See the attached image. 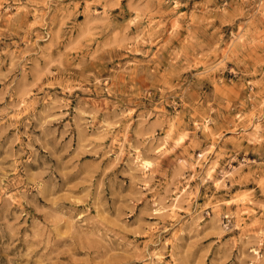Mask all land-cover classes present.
<instances>
[{
  "label": "clouds",
  "instance_id": "1",
  "mask_svg": "<svg viewBox=\"0 0 264 264\" xmlns=\"http://www.w3.org/2000/svg\"><path fill=\"white\" fill-rule=\"evenodd\" d=\"M82 2L84 18L69 23L64 0H0V16L16 8L35 14L30 23L26 16L16 17L18 22L25 21L26 46L20 49L17 45L12 67L7 73L0 71V209L4 210L0 225L8 224L11 213L16 219L10 227L16 231L19 219L31 216L30 234L26 232L24 239L33 249H42V264H62L58 249L69 257L67 264L73 255L85 264H104L113 254L117 260L130 257L139 264H163L148 245L162 255L160 245L168 242L165 237L170 232L200 240L203 235L219 238L237 230L239 234L225 243L235 240L247 250L250 264H264V194L255 195L257 187L243 182L245 169L255 168L253 175L264 190V162L248 159L251 151L261 153L259 158L264 160V0H222L216 7L204 0L203 7L195 9L196 22L181 21L186 31L196 35L188 54L178 55L177 45L167 49L166 57L161 55L165 51L161 41L173 38L170 25L182 15L178 10L186 2L105 0L102 12L93 7L99 0ZM112 9L119 12L113 15ZM72 15L79 14L72 9ZM213 20L221 22L222 39ZM257 36L259 44L253 46ZM153 44L160 50L158 56L167 60L165 71L174 76L159 99L148 87L130 86L127 97L136 102L129 103L117 89L104 87L112 73L106 79L101 69L111 65L112 72L125 76L135 67L139 76L158 89L159 71L151 67L159 62L152 59ZM217 44L215 56H206L200 67L189 69L195 57ZM125 56L127 63L120 59ZM3 63L0 60V68ZM15 68H28L19 98L14 87L17 81L9 82ZM70 71L78 72L81 79L70 77ZM212 81L220 88L227 84L246 90L232 104V111L239 115L225 127L220 120L228 100L217 94ZM85 85L94 88L102 102L107 91L113 98L107 100L111 109L102 115L98 105L83 99L82 94L90 91ZM25 112L29 114L24 127L31 128V133L19 132V117ZM185 116L189 119L182 123ZM11 128H17V133L10 142L4 141ZM229 131L235 142L229 139ZM22 136L28 137L27 143ZM245 141L251 147H245ZM81 147L96 156L113 157L101 184L108 172L120 168L107 179L111 196L89 178L79 193L67 201L63 197L69 182L65 156ZM149 194L151 199H147ZM201 197L204 204L199 202ZM212 197L221 205L215 214L205 206ZM103 216L108 219L101 221ZM257 219L259 230L247 227L245 221ZM145 232L148 239L141 248L135 237ZM172 243L175 249V237ZM168 264L195 261L174 251Z\"/></svg>",
  "mask_w": 264,
  "mask_h": 264
},
{
  "label": "rangeland",
  "instance_id": "2",
  "mask_svg": "<svg viewBox=\"0 0 264 264\" xmlns=\"http://www.w3.org/2000/svg\"><path fill=\"white\" fill-rule=\"evenodd\" d=\"M126 2V0H122V3ZM182 2H186V7H182L178 10V12L182 15H179L177 19L173 21L170 25L169 34L172 35V39H167L165 37L161 43L163 44V48L165 49L164 53L161 55L163 57L167 56V49L173 48L174 46H179L177 52L178 55H187V48L190 46L192 42L195 41L196 35L190 33L185 30L184 26L182 25L181 21L184 19H188L189 22H196L197 20V13L195 12L196 8H202L204 5V0H182ZM105 3V0H99L93 7L94 10L97 12H102L105 10L104 7L101 5ZM222 0H211L209 3V7H216ZM64 4L68 6V16H69V23L72 19H83L84 18V10L85 4L82 0H64ZM72 9H75L76 13L79 15L74 17L72 15ZM119 12V9H112L113 15ZM165 15L169 13L165 9ZM186 14V15H183ZM35 14L27 15L25 10L23 9H13L11 12L6 13L0 16V60H2L3 67L0 68V71L7 73L9 69L12 67V60L17 52V45H19L20 49L25 48L26 44V37L24 36L23 28L25 26V21H17L16 17H23L26 16V21L30 23ZM213 23L217 24L216 33H220L219 39H222L221 33V22L218 20H213ZM227 30L226 28L224 29ZM264 32V29H261ZM183 34L182 36L180 34ZM191 37V39H190ZM23 38V39H22ZM33 41L35 38L33 37ZM259 44V36L253 41V46ZM39 46L43 48L44 41H39ZM152 59L154 61L158 60L159 62L152 65V69L154 71H159L160 79L157 81L159 88H153V85L150 81L146 80L143 76H139L137 74V70L135 67H132L130 73L125 76L123 74L116 75L112 72L111 65H107L101 69V74L104 78H108L109 73H112L110 79L107 80L104 87L105 88H115L119 91V94L122 98L128 100L129 103L136 102V98L129 99L127 97V92L130 86H140V87H148L150 90L153 91V94L156 96L157 99L163 95V88L166 84H168L171 80L174 79L172 73H167L165 71L167 60L165 58H160L158 56L159 49L157 48L156 44L152 46ZM219 47L217 44L212 51L208 53H202L200 57L194 58V64L189 66V69L200 67L201 62L206 56H215L216 51L215 49ZM54 51V49H53ZM124 60L126 63L128 62V57L120 58ZM137 59H141L139 53H137ZM251 60L252 58L249 57ZM31 67V66H28ZM28 71V68H15L11 75L9 76V82L11 83L12 80H16L17 84L14 87L18 88V98L19 95L24 91V72ZM55 71V69H53ZM68 75L70 77H74L76 80L81 79V75L78 72H69ZM28 79H31L29 75ZM72 81L69 80V83ZM49 86L55 88L56 85H53L51 81H46ZM212 85L216 88V92L218 95L222 96L223 98L228 100V105L223 109V117L220 120V124L222 127H225L227 123L231 120L233 116H238L239 112L232 111V104L233 101L239 102L242 99L243 93L246 91L245 89L238 88L234 85H225L224 88H220L216 85L215 81H212ZM2 87V86H0ZM85 87H90V91L87 94H82V98L87 100L90 103H94L98 105L103 111L110 110L111 105L107 103V100L113 99L109 96V93L105 91L103 93V102L101 96L95 91L94 88H91L90 85H85ZM256 91L259 93L260 89L257 88ZM74 94V93H73ZM143 99L142 97L140 98ZM7 102V100H6ZM21 110H24L25 102L21 100ZM3 107V105H0ZM38 108V106H37ZM161 111H169L170 109L161 108ZM27 112L23 116L19 117V132L24 133L25 131L31 133L32 129L28 128L25 129L24 123L28 117ZM215 115V114H214ZM196 116V113L193 112V118ZM189 119L188 116H185L182 123H187ZM2 130V129H0ZM17 133V128L9 129L5 136L4 141L10 142L11 138ZM198 135H200L198 133ZM228 137L232 142H235V138L232 137L231 131L228 132ZM25 143L28 142L27 136L21 137ZM214 139V137H213ZM229 141L226 140L225 143ZM3 143V141H0ZM105 144L111 143V141H104ZM245 147H251L247 144V141L244 142ZM7 145L5 144V147ZM17 149H19V144L16 145ZM37 151H42L39 145H34ZM0 155H3V151H0ZM244 153H240V158H243ZM261 153L257 152L253 154V152L248 153L249 160H256L257 164L264 162L261 160L260 157ZM27 158L22 157V159ZM66 160V175L68 176V184L65 186V191L63 192V197L67 201L71 198L73 193H79L82 190L85 181L91 178L93 185L96 186L98 189H103L105 192H108L109 196H111V191L107 185V179H110L115 174L120 171L119 167H115L112 171L107 173V178L105 179L104 184L100 183L101 177L104 176V171L111 166L113 163V157L111 155L101 154V156H96L88 151L85 150L84 147H81L78 152L75 153H68L65 156ZM234 166H236L234 164ZM256 169L253 168L251 171L245 169V176H244V183L248 184L252 187H257L258 192L255 195L264 194V190L260 189V182L256 180L253 173H255ZM127 194L132 195L131 192ZM59 198V197H58ZM244 199H247V193L243 196ZM119 200V197H116ZM147 199H151V194L147 196ZM200 203H205V198L201 197L199 200ZM138 206L140 201L137 202ZM208 211L212 214H215L217 210L221 209L220 203L215 199V197L209 198L205 204ZM82 207V205H80ZM13 212H17L18 209L13 208ZM27 211V209H26ZM3 209H0V217L3 216ZM185 213L184 211L180 212V215L183 216ZM248 213L245 211L244 216H247ZM16 217L13 216L11 213H8V224L7 225H0V264H42V260L44 257L41 255L42 249H33L32 246L27 243L24 239L25 233L28 232L30 234L31 230V216L27 218V220L23 217L19 219V227L16 231H13L10 225H12V221L15 220ZM101 221L107 220V216H103L99 218ZM247 227L255 230H259L261 221L259 219L254 221H245ZM239 234V230L237 233L224 235L222 237H217L216 234H208L203 235V239L195 240L193 239H186L185 236L176 237L174 232H170L166 235L165 239L168 241L167 243H162L160 247L163 249L162 255L157 252V249L154 245H148L149 249L153 251L155 254L160 256V259L163 261V264H168L169 261L173 260V253H186L188 258L191 260L194 258L195 264H213L214 261L219 264V261L224 260V264H250V261L247 259L248 253L246 249H243L241 245L236 244L235 240L232 241V244L225 243L226 241L230 240L231 237L237 236ZM63 236L65 239L69 236V231L67 229L64 230ZM175 237V249L172 243L173 238ZM131 238V236H130ZM137 243L140 244V247H145L146 241L148 239V233L145 232L142 236L137 235L135 237ZM15 244V247L12 245ZM223 244L224 247H220ZM235 244V247H233ZM264 253V250H262ZM116 254H113V258H109L104 261V264H127L128 261H131V264H139V260H133L130 257H124L120 260L115 259ZM57 259L62 262V264H67L69 257L67 254L62 250H57ZM71 264H85V261L77 256H71Z\"/></svg>",
  "mask_w": 264,
  "mask_h": 264
}]
</instances>
